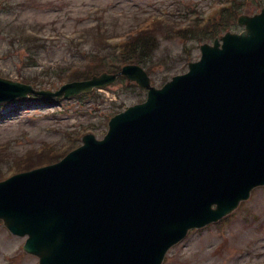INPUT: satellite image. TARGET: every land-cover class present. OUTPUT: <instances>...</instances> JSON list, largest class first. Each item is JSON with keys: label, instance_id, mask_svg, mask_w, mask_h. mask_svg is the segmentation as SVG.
I'll list each match as a JSON object with an SVG mask.
<instances>
[{"label": "water", "instance_id": "95a60500", "mask_svg": "<svg viewBox=\"0 0 264 264\" xmlns=\"http://www.w3.org/2000/svg\"><path fill=\"white\" fill-rule=\"evenodd\" d=\"M241 34L202 47L161 90L137 67L121 74L147 100L115 116L102 141L0 183V220L27 236L39 264H161L192 228L216 221L264 184V9ZM101 75L58 91L0 79V102L68 98L113 83ZM214 207V208H213Z\"/></svg>", "mask_w": 264, "mask_h": 264}, {"label": "rangeland", "instance_id": "374dc122", "mask_svg": "<svg viewBox=\"0 0 264 264\" xmlns=\"http://www.w3.org/2000/svg\"><path fill=\"white\" fill-rule=\"evenodd\" d=\"M217 0H2L11 9L0 6V76L15 82L30 76L53 82L62 68L81 67L83 54L92 50L89 43L74 46L70 39H78L84 30L104 32L108 37L124 36L137 24L152 16L187 23L184 16L189 8L202 17L213 13ZM245 5L247 0H244ZM253 7V6H252ZM260 8L247 9L245 14L258 13ZM206 12L207 14H205ZM244 14V15H245ZM137 18V19H135ZM33 27L40 32L45 49L36 62L25 60V53L9 49V37L17 28ZM235 29V28H234ZM241 28L236 29L239 32ZM208 43L207 41H204ZM191 61L199 59L200 44L188 43ZM184 43L179 39L160 40L155 60L153 85L187 71V63L180 60ZM174 60V61H173ZM173 61V62H172ZM172 65L173 69L166 66ZM50 89H55L50 87ZM122 91L116 84L100 91L103 103L96 99L42 101L35 104L18 100L0 105V146L10 143L3 159L24 154L43 144L61 141L63 133L74 134L92 130L101 138L106 128L98 127L101 118L110 114V98L124 102L119 112L143 100L142 90ZM221 225L192 231L187 238L171 249L163 264H264V187L252 192ZM25 239L10 235L0 228V264H37L35 257L22 251Z\"/></svg>", "mask_w": 264, "mask_h": 264}, {"label": "trees", "instance_id": "16d2710c", "mask_svg": "<svg viewBox=\"0 0 264 264\" xmlns=\"http://www.w3.org/2000/svg\"><path fill=\"white\" fill-rule=\"evenodd\" d=\"M158 30L145 31L137 33L136 36H132L130 41L121 46V55L113 60L107 61V57L101 58L100 55L95 56L93 59L94 64L87 66L83 69H74L69 73L64 74V77L68 81L82 80L90 78L93 75H97L101 72L113 73L120 69V65L127 63L145 64L148 58L150 41L155 37ZM24 48L30 56L35 55L39 48V41H32L25 39ZM106 58V59H105ZM61 77H59L60 79ZM75 144L68 143L66 146L58 151L44 152L40 154H28L26 157L18 158L13 163V167H16L17 171H25L45 164L53 163L62 157L69 150L74 148Z\"/></svg>", "mask_w": 264, "mask_h": 264}]
</instances>
